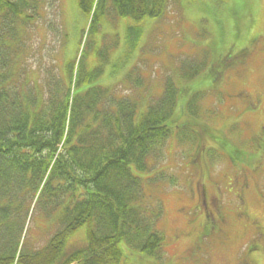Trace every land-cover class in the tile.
<instances>
[{"label":"rangeland","instance_id":"obj_1","mask_svg":"<svg viewBox=\"0 0 264 264\" xmlns=\"http://www.w3.org/2000/svg\"><path fill=\"white\" fill-rule=\"evenodd\" d=\"M45 2V18L28 28L29 48L21 59L36 67L35 75L40 70L46 77L50 69L66 76V64H81V73H91V81L82 82L79 90L101 86L129 95L139 101V113L160 98L168 77L183 90L179 99L202 96V119L176 110L178 125H185L191 135L176 133L164 156L155 161L157 171L177 180L169 184L166 179L154 193L150 190L164 205L161 224L168 242L163 258L122 246L127 264H218L223 259V230L229 229L223 222V202L229 212L227 207L239 210L240 222L248 221L242 208L234 206L240 198L223 188L255 185L258 195L255 190L247 193L245 204L257 217L264 202V0H169L161 17L139 23L117 16L108 5L105 18L91 29V19L77 0ZM131 27L140 30L136 38ZM226 52L231 59L223 66L218 63L222 74L215 78L211 65ZM195 71L191 78L188 74ZM193 128L202 131L200 139ZM198 185L209 198H220L221 205L212 207L217 211L204 206V196L198 200ZM45 213L39 203L28 219L36 246L46 243L54 230L47 229ZM87 226L70 235V248L85 243ZM237 230L240 236L245 231L241 223ZM246 242L245 237L239 247Z\"/></svg>","mask_w":264,"mask_h":264},{"label":"trees","instance_id":"obj_2","mask_svg":"<svg viewBox=\"0 0 264 264\" xmlns=\"http://www.w3.org/2000/svg\"><path fill=\"white\" fill-rule=\"evenodd\" d=\"M77 1L90 29L100 25L108 5L138 23L161 17L169 5ZM45 3L0 0V264H127L122 243L162 259L163 208L152 186L163 175L145 181L135 169L149 172L164 156L178 121L179 90L168 80L163 96L139 114L133 99L100 87L76 89L91 81L81 64H66V76L48 69L43 79L33 68L35 88L25 86L32 80L21 60L29 48L27 30L45 18ZM130 34L136 38L140 30L131 27ZM187 107L196 109L191 101L180 103L182 113ZM33 201L34 209L44 204L57 231L41 247L24 240L19 249ZM84 225L86 243L69 249V236Z\"/></svg>","mask_w":264,"mask_h":264},{"label":"flooded vegetation","instance_id":"obj_3","mask_svg":"<svg viewBox=\"0 0 264 264\" xmlns=\"http://www.w3.org/2000/svg\"><path fill=\"white\" fill-rule=\"evenodd\" d=\"M204 196H205L204 204L206 205V207L214 210L213 208H215L216 205L218 206L217 203L220 200L218 199L217 201H215L214 198H209L205 191H204ZM206 197H208L209 199L206 200ZM263 212H264V207H263ZM226 218H227V215L223 214V222L225 221ZM226 222L229 223L228 220H226ZM253 227L255 228V230L249 239L250 244L248 245L246 249H248L249 247L251 248H249L248 252L245 254V257L244 255H241V257H239V252H238V256L234 264H257L254 256L257 255L255 256L257 258L262 256V252L264 250V223L261 222L260 220H256L255 223L253 224ZM228 239H229V242H227V245L235 241L234 237H228ZM238 243L239 241L236 242L235 245H237ZM218 264H230V260L223 259Z\"/></svg>","mask_w":264,"mask_h":264},{"label":"bare ground","instance_id":"obj_4","mask_svg":"<svg viewBox=\"0 0 264 264\" xmlns=\"http://www.w3.org/2000/svg\"><path fill=\"white\" fill-rule=\"evenodd\" d=\"M115 109H116V108H115ZM60 153H61V150L59 149V150H58V154H60Z\"/></svg>","mask_w":264,"mask_h":264}]
</instances>
